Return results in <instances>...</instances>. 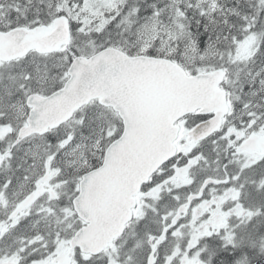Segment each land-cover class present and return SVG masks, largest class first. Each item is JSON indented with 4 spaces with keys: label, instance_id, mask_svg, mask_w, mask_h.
<instances>
[{
    "label": "snow or ice",
    "instance_id": "1",
    "mask_svg": "<svg viewBox=\"0 0 264 264\" xmlns=\"http://www.w3.org/2000/svg\"><path fill=\"white\" fill-rule=\"evenodd\" d=\"M0 264H264V0H0Z\"/></svg>",
    "mask_w": 264,
    "mask_h": 264
}]
</instances>
